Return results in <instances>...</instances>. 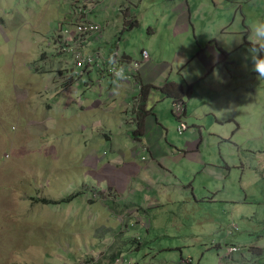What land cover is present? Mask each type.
Here are the masks:
<instances>
[{"label": "rangeland", "instance_id": "obj_1", "mask_svg": "<svg viewBox=\"0 0 264 264\" xmlns=\"http://www.w3.org/2000/svg\"><path fill=\"white\" fill-rule=\"evenodd\" d=\"M182 4L187 5L192 23L208 16L215 7L223 16L222 24L230 17L231 30L243 32L242 36L249 33L245 44L250 39V25L264 22V0H144L134 14L150 21L169 10V20L176 22L174 11ZM33 9L41 14L39 27L54 32L55 21L45 18L42 7ZM57 27L59 30L60 23ZM135 30L128 40L137 37L140 28ZM141 36L147 38V31ZM235 38L238 36L212 35L205 39L193 30L186 36L169 33V65H175L176 56L180 57L183 80L193 85L202 77L207 82L199 84L196 91L207 97L205 86L211 79L204 69L206 50L213 48L220 54L221 43L235 48ZM248 47L236 50L232 58V63L247 66L245 76L234 79L233 90H220L224 101L214 107L225 123L217 131L230 134L236 145L233 150L228 148L230 152L223 150L225 155L235 153L236 159L231 165V178L216 186V197L207 194L204 176L195 185L198 200L172 194L174 185L170 194L158 200H144L147 196L142 198L140 194L131 196L127 175L118 176L119 171L104 166L100 159L96 161L95 155L94 167L90 168L91 162L80 155L87 156L98 143L87 148L42 146L36 132L24 134L22 127L16 133L1 131L14 123L8 118L5 126L0 124V264H187L189 256L194 258L193 264H220L222 249L231 245L235 251L227 248L223 258L237 253L243 261L235 264H264V79H257L246 59ZM137 89L141 100L142 89ZM35 95L31 94V100ZM4 108V103L0 104V120ZM14 136L16 143L11 141ZM221 140L210 139L207 134L210 145L203 156L206 160L218 152L214 143ZM111 148L107 145L100 154L113 158L117 153ZM242 166L247 170L243 184ZM185 168L179 173L187 177L189 167ZM112 177L113 181L108 179ZM84 184L88 190L79 191ZM44 199L51 203H44ZM119 257L121 262H117Z\"/></svg>", "mask_w": 264, "mask_h": 264}, {"label": "crops", "instance_id": "obj_2", "mask_svg": "<svg viewBox=\"0 0 264 264\" xmlns=\"http://www.w3.org/2000/svg\"><path fill=\"white\" fill-rule=\"evenodd\" d=\"M143 1L0 0V104L5 105L0 124L5 126L7 118L14 122L1 131L16 133L20 127L24 134L34 131L40 136L39 144L42 146L57 144L59 148H87L98 143V147L89 149L87 156L80 154L91 162L90 168L94 167L95 155L96 161L100 159L104 166L119 171L118 176L121 173L127 175L125 180L131 185L128 193L131 196L140 194L142 198L147 196L144 200H158L170 194L173 185L172 194L181 198L193 196L198 200L195 185L202 176L203 184L208 187L207 194L216 197L220 182L231 178V165L236 159L235 153L225 155L223 150L230 152L228 148L233 150L236 145L230 134L217 131L216 128L225 123L214 107L224 101L219 91L233 90L234 79L238 77L241 80L245 76L247 66L232 63V58L236 50H245L244 47L250 45L244 40L249 33L242 36L243 32L231 30L230 17L226 18V24H222L223 16L215 7L209 12V17L205 15L195 23L191 22L186 4L175 9L176 22L169 20V10L153 20L143 21L134 14ZM33 6L37 9L42 7L47 16L45 18L55 21L54 32L39 27L42 17ZM78 6H83L86 11L82 19L103 26V31L89 38L85 44L86 54L102 52L108 58L114 50H118L124 63H131L141 60L142 50L150 53V61L139 70L137 81L116 82L120 84L118 94H114L116 83L106 70L88 67L80 76H72L73 72H77L75 62L63 50L65 44L61 42L57 26L64 20L74 27ZM232 9L236 15V8L233 6ZM226 13L231 14V11L227 9ZM133 20L138 22L129 29ZM138 27L137 37L128 40V35L132 38ZM3 30L9 33L5 34ZM145 30L147 38L141 36ZM191 30L200 32L205 39L212 35L219 38L238 36L233 39L235 48L230 49L227 44L221 43L220 54H215L213 48L206 50L204 69L211 79L205 86L209 93L207 97L196 91L199 84L207 82L202 77L193 82L192 92L186 94L189 83L182 78L183 60L180 57L176 56L175 65H169V33L186 36ZM167 82L179 85L182 91L171 89L172 86L164 88ZM137 88L142 89L141 102L146 114L139 115L134 121L132 118L135 116L130 115L129 106L139 94ZM32 93H36L35 100H31ZM175 94L189 96L185 120L190 129L183 136H177V119L172 113ZM230 133L234 137L235 132ZM207 134L210 139H222L220 143H214L218 152L208 160L203 157L209 151ZM16 139L14 136L12 143H16ZM138 144L148 147L145 162L133 155V149ZM107 145H111V151L118 155L110 159L107 154L101 155V150ZM186 166L189 167L187 177L179 173V170L186 171ZM41 169L44 172L45 167ZM242 169L240 181L243 184L247 170L244 166ZM108 179L113 181L115 178ZM257 181L258 178L254 179V183ZM83 188H87L86 184L79 186V191ZM225 247L219 257L220 264L243 261V256L237 253L223 258L226 249L235 246ZM218 249H221L220 246ZM187 261L193 264L195 260L189 256Z\"/></svg>", "mask_w": 264, "mask_h": 264}, {"label": "clouds", "instance_id": "obj_3", "mask_svg": "<svg viewBox=\"0 0 264 264\" xmlns=\"http://www.w3.org/2000/svg\"><path fill=\"white\" fill-rule=\"evenodd\" d=\"M85 13H86V11H85V8L83 6H78L77 7V13L75 14V17H74V22H75V26L74 27L69 26L67 24V22L64 21V20L61 21L60 28L58 30V34L60 35L61 42H63L65 44V47L63 48L64 51H65V48L69 46V47H76V49H78V50H80V51H82L84 53L85 44L87 43L89 38L93 37V36H91L86 41L84 40L82 42H79L78 41V37H76V28H77L79 23L90 22V23H96V24H99V25L102 26V24H100V23L91 22V21H87V20L82 19L83 15ZM63 29H68L70 33L68 35L63 34L62 33ZM102 31H103V26H102ZM99 34H97V35H99ZM97 35H94V36H97ZM239 41L240 40H238L237 42H239ZM248 42L250 44V47H248V49H247V57H246V59H248L251 62L252 71L256 74L257 79H264V22L257 21L255 23H253L252 25H250V39L248 40ZM143 51H148V50H142V53H143ZM116 52L120 56V64H125L127 66V65L131 64L132 62H139V63H141V67H142L143 64L146 63V62L145 63L142 62V54H141V60L140 61H132L131 63H124L122 54L118 50H114L110 54V56L108 58L102 52L93 53V54L103 55L108 60V62H104L102 68H97L95 66H87V67H85L83 69V68H78L77 67L74 55L68 52L71 55L72 59L74 60L75 66H76V69H77V72H73L72 76L73 77L80 76L85 71V69L88 68V67H95V68H97L100 71L106 70V73H107V69H105V67L108 68V67H110L109 64H113L112 55L114 53H116ZM148 53H149V51H148ZM149 56H150V53H149ZM141 67H140V70H141ZM138 76H139V71L135 72L134 73V78L132 80H128V81H134V80L137 81ZM114 77H115L114 83L123 82V81H126L128 79V77H127V75L125 73L123 65H121L118 69L115 70ZM119 87H120V84L116 83V89H114V94H118ZM130 107H131V105L129 106V109H130ZM138 110H139V106H138L137 110L134 112V114H135L134 116H136ZM186 111H187V105H186ZM186 111H185V114L183 116L184 120H185V116H186ZM175 118L177 119V128H178L179 119L177 118V116H175ZM185 122L188 124V122L186 120H185ZM177 128H176V131H177ZM189 129H190V125L188 124L187 131ZM187 131H185V133ZM177 133H178V131H177ZM183 135H180V136H183ZM140 147L145 148V150L144 149L140 150ZM136 150H138L139 152L135 153ZM147 152H148V147L145 144H138V146L133 149V155L135 157H139L143 162H145L147 160V157H148L147 156ZM231 249L235 250L234 247H232ZM231 249H229V250H231Z\"/></svg>", "mask_w": 264, "mask_h": 264}, {"label": "built area", "instance_id": "obj_4", "mask_svg": "<svg viewBox=\"0 0 264 264\" xmlns=\"http://www.w3.org/2000/svg\"><path fill=\"white\" fill-rule=\"evenodd\" d=\"M102 31V26L96 23H90V22H82L79 23L76 28V37H78V41H86L89 37L99 34ZM63 34L68 35L70 32L68 29L62 30ZM65 51L71 53L74 55V58L76 60V64L78 68H85L87 66H95L97 68H102L104 62H108V60L103 56L99 54H85L82 51L76 49V47H66ZM150 60V56L148 51H143L142 53V62L147 63ZM112 62L113 64H109L110 67L107 68V74L111 77H114V72L116 69H118L121 65H123L125 73L128 77V80H132L134 78V73L138 72L141 67V63L139 62H132L129 65L120 64V56L116 52L112 55ZM139 100L136 99L135 102L131 104L130 108H133L135 111L137 110L139 106ZM174 114L179 119L178 122V128L177 131L179 135H183L185 131L188 129V124L183 119V116L186 111V105L183 101L175 102L173 105ZM144 149L143 147H140V150ZM139 151L136 150L135 153H138ZM230 252H234V249L229 250ZM122 259H117V262H121ZM123 262V261H122Z\"/></svg>", "mask_w": 264, "mask_h": 264}, {"label": "trees", "instance_id": "obj_5", "mask_svg": "<svg viewBox=\"0 0 264 264\" xmlns=\"http://www.w3.org/2000/svg\"><path fill=\"white\" fill-rule=\"evenodd\" d=\"M137 20H133L131 23H130V25H129V29H130V27L131 28H133V27H135V25L137 24ZM85 53V52H84ZM86 54V53H85ZM194 85L195 84H188L187 86H186V89H185V92H186V94L187 95H189L191 92H192V90H193V88H194ZM172 86V88L171 89H174V88H177V89H179V90H181V88L179 87V85H174V84H171V83H169V84H166L165 86H164V88H170ZM182 91V90H181ZM171 94H172V92H171ZM171 96H173V95H171ZM188 97L189 96H183V95H179V94H175L174 96H173V103H175V102H179V101H183L184 102V104L185 105H187V101H188ZM135 100L136 99H138V96H136L135 98H134ZM139 100V99H138ZM139 110H138V112H137V114H136V116L134 117V118H132L134 121H137V116L139 117V115L141 116L142 114H146V112L143 110V106H142V102H141V100H139ZM129 112H130V115H132V116H134L135 114H134V112H135V110L133 109V108H130L129 109ZM172 113H174V109L172 108ZM174 115V114H173ZM174 117H175V115H174ZM86 190H88V188H86ZM103 190L102 189H99L98 190V193L102 196L103 195V192H102ZM75 196H73V197H71V198H69L68 200H71V199H73ZM44 201V203H51V201H49V200H47V199H44L43 200ZM56 203H58V202H56ZM119 203V202H118ZM124 206H126L125 204H124ZM118 259H121V257H119ZM187 263H188V261H187ZM188 264H191V263H188Z\"/></svg>", "mask_w": 264, "mask_h": 264}, {"label": "bare ground", "instance_id": "obj_6", "mask_svg": "<svg viewBox=\"0 0 264 264\" xmlns=\"http://www.w3.org/2000/svg\"><path fill=\"white\" fill-rule=\"evenodd\" d=\"M138 117V116H137Z\"/></svg>", "mask_w": 264, "mask_h": 264}]
</instances>
